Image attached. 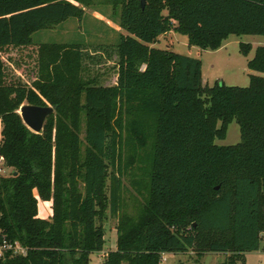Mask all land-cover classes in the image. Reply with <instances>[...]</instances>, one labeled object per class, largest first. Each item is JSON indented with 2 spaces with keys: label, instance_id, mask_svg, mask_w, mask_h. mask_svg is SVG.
Wrapping results in <instances>:
<instances>
[{
  "label": "trees",
  "instance_id": "obj_1",
  "mask_svg": "<svg viewBox=\"0 0 264 264\" xmlns=\"http://www.w3.org/2000/svg\"><path fill=\"white\" fill-rule=\"evenodd\" d=\"M84 3L0 0V156L12 168L0 173V235L28 248L0 264H90L103 250L108 210L117 245L104 264H161L166 253L190 251L193 264L207 252L226 254L220 264H248L264 241V45L248 61L257 72L248 86H209L200 57L155 44L169 30L203 49L231 34L264 35V0H120L126 34L97 44L116 54L114 84L91 71L87 59L97 56L84 42L34 39L82 18ZM10 48L34 60L31 80L9 76ZM241 49L248 54L252 44ZM24 103L55 108L41 132L24 123ZM234 119L241 141L217 144ZM127 127L140 146L150 143L138 214L123 210ZM41 201L50 202L49 217Z\"/></svg>",
  "mask_w": 264,
  "mask_h": 264
},
{
  "label": "rangeland",
  "instance_id": "obj_2",
  "mask_svg": "<svg viewBox=\"0 0 264 264\" xmlns=\"http://www.w3.org/2000/svg\"><path fill=\"white\" fill-rule=\"evenodd\" d=\"M80 4L84 9L82 18H71L52 29H44L34 33L35 41L57 42H84V49L92 56L87 64L92 72H100L104 84H114L116 81V61L114 52L110 57L97 44H110L119 39L120 33L126 31L119 25L120 0H85ZM251 43L252 49L248 54L242 52L241 44ZM160 48H172L173 50L193 57H200L203 61V83L212 86L216 81H223L228 85L248 86L250 73H257L248 67V61L255 54V49L264 45V35L256 34H231L222 45L216 49H203L197 45H190L188 37L174 30H169L155 44ZM5 58L10 57L13 65L8 64L9 76L17 78L23 76L31 80L36 74L34 60L26 59L24 48H10L4 50ZM261 74V73H259ZM129 123V122H128ZM127 123V125H128ZM86 126L82 122L81 138L84 140ZM124 144V175L122 196L124 201L123 210L138 214L142 203L148 195L150 143L140 146L133 139L132 131L127 127L122 136ZM241 141L240 127L234 119L228 127L225 139H217L220 145L236 144ZM2 166L1 174L10 175L12 168ZM40 213L44 217L51 214L50 203L41 201ZM105 243L103 250L93 252L90 264H104V254L117 245L118 220L110 210L107 211L105 220ZM224 253L207 252L201 257V264H220L225 259ZM195 254L166 253L161 264H179L181 261L193 264ZM248 264H264V241L259 250L251 251L247 255Z\"/></svg>",
  "mask_w": 264,
  "mask_h": 264
},
{
  "label": "water",
  "instance_id": "obj_3",
  "mask_svg": "<svg viewBox=\"0 0 264 264\" xmlns=\"http://www.w3.org/2000/svg\"><path fill=\"white\" fill-rule=\"evenodd\" d=\"M146 0H142V5H145ZM55 111L52 105H35L24 103L20 107V114L24 123L34 132H41L48 116Z\"/></svg>",
  "mask_w": 264,
  "mask_h": 264
},
{
  "label": "built area",
  "instance_id": "obj_4",
  "mask_svg": "<svg viewBox=\"0 0 264 264\" xmlns=\"http://www.w3.org/2000/svg\"><path fill=\"white\" fill-rule=\"evenodd\" d=\"M4 157L0 156V173L2 171V164ZM28 248L22 245L19 241H10L6 238H1L0 235V258H6L7 256L26 255Z\"/></svg>",
  "mask_w": 264,
  "mask_h": 264
},
{
  "label": "crops",
  "instance_id": "obj_5",
  "mask_svg": "<svg viewBox=\"0 0 264 264\" xmlns=\"http://www.w3.org/2000/svg\"><path fill=\"white\" fill-rule=\"evenodd\" d=\"M115 82H116V81H115ZM49 203H50V202H49ZM101 252H102V251H101ZM106 253H107V252H105L104 256L106 255ZM248 253H249V252H248ZM248 253H247V255H248ZM188 254L192 255V254H194V252H193V251H190ZM165 255H166V254H165ZM247 255H246V256H247ZM225 258H226V255H225Z\"/></svg>",
  "mask_w": 264,
  "mask_h": 264
}]
</instances>
